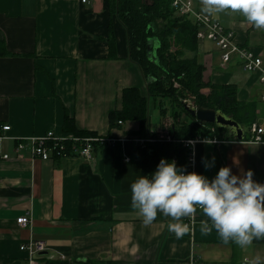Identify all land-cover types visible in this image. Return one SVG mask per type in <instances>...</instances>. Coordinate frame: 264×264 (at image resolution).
<instances>
[{
  "label": "crops",
  "instance_id": "0c3cea01",
  "mask_svg": "<svg viewBox=\"0 0 264 264\" xmlns=\"http://www.w3.org/2000/svg\"><path fill=\"white\" fill-rule=\"evenodd\" d=\"M191 1L192 11L204 16L200 0ZM211 19L233 30L237 45L259 52L262 33L242 17ZM210 42L214 46L205 50L199 43L198 53L186 57H197L204 66L205 83L236 86L238 100L256 104L257 120L263 121L264 88L257 76L245 72L235 56L224 68L220 48ZM151 79L131 60L128 30L112 13L110 0H0V135L9 137L0 140V264H27L20 247L31 239L48 246L41 264H244L264 256V243L241 249L223 244L214 230L203 232L207 218L201 211L191 231L177 239L168 231L170 218L158 213L145 226L132 209L131 184L142 175L140 151L156 145L140 148L132 139L165 127L174 136L179 108L170 113L165 108L164 115L160 104L158 123L152 124L149 114L145 132L138 121L112 128L110 115L122 110L125 89L148 97ZM180 118L190 121L184 114ZM67 121L116 142L96 146L89 161L76 155L34 157L26 140L50 131L74 135L66 132ZM215 127L197 136L215 143L196 144L195 172L211 180L228 166L236 175L252 170L253 179L264 183V144L249 142V128L242 126L245 139L238 141L227 129L218 138ZM19 142L26 148L19 150ZM213 158V166L205 168ZM26 216L31 224L22 228L17 220Z\"/></svg>",
  "mask_w": 264,
  "mask_h": 264
},
{
  "label": "trees",
  "instance_id": "16d2710c",
  "mask_svg": "<svg viewBox=\"0 0 264 264\" xmlns=\"http://www.w3.org/2000/svg\"><path fill=\"white\" fill-rule=\"evenodd\" d=\"M174 0H110V8L128 30L131 48V60L138 64L144 77H154L155 81L148 86V97L141 95L137 88L125 89L122 96L123 108L110 115V126L119 122L138 121L141 131L145 132L150 122L148 99L157 97L168 99L174 113L172 128L173 137L177 140L195 139L202 136L204 130L215 127L212 124H201L191 118L183 109L182 101L190 100L195 106L220 111L234 119L245 128L257 120L256 104L243 103L237 98V87L234 85H215L204 82L205 68L197 57L187 58L186 54H197L199 42L198 25L191 16L181 15L173 7ZM157 39V62H151L147 55L149 40ZM178 83V87H175ZM208 90V92H203ZM164 101V100H163ZM161 101V112L165 115L164 102ZM184 114L190 121L182 122ZM66 132L77 137H95L96 133L78 131L72 121H67ZM227 135L224 129L215 127V135ZM98 146V144H95ZM175 161L178 167L185 168L187 150L181 144L158 143L150 150H142L139 159L142 175L151 176L160 160ZM264 243V240L255 241Z\"/></svg>",
  "mask_w": 264,
  "mask_h": 264
},
{
  "label": "clouds",
  "instance_id": "9594fccd",
  "mask_svg": "<svg viewBox=\"0 0 264 264\" xmlns=\"http://www.w3.org/2000/svg\"><path fill=\"white\" fill-rule=\"evenodd\" d=\"M200 5L206 17L238 15L264 31V0H200ZM188 143L194 147L195 141ZM213 164L214 158L204 166ZM253 175L252 170L236 175L230 167L222 166L209 180L162 158L150 177L141 175L131 184V207L145 226L151 225L158 213L170 218L167 228L177 239L190 231L185 218L190 219L199 209L207 218L202 221L203 232L214 230L223 244L250 248L254 241L264 240V183L256 182ZM244 264H264V256H251Z\"/></svg>",
  "mask_w": 264,
  "mask_h": 264
},
{
  "label": "built area",
  "instance_id": "2783aa9c",
  "mask_svg": "<svg viewBox=\"0 0 264 264\" xmlns=\"http://www.w3.org/2000/svg\"><path fill=\"white\" fill-rule=\"evenodd\" d=\"M94 0H82L83 4L89 3ZM173 7L181 15L193 16L195 19L199 31L197 33L198 39H207L214 42L221 51V60L223 67H227L235 56L237 61L242 64L245 72L256 75L260 85L264 88V31L259 30L262 33L261 44L259 52L255 49L240 47L235 42V33L233 30L227 29L222 26L218 21L199 15L192 11L191 0H174ZM178 83H175V87H178ZM261 102L264 104V89L261 94ZM119 124H122L119 122ZM3 131H10V126H3ZM251 139L249 142L255 144H264V120L255 121L250 126ZM9 138L6 135H0V140ZM133 142L140 148H147L148 145L157 143H174L181 144L184 148L188 149L187 163L185 170L187 172L195 171L196 169V154L195 146L198 143L214 142L206 138L197 137L193 140H177L175 139L167 127L158 129L151 132L147 138L134 137ZM31 145L32 154L34 157H38L43 161H49L52 157L65 158L69 156H80L86 160H92L95 144L106 145L114 144L116 139L107 137H77L74 135L58 136L54 132H48L44 136L29 138L26 140ZM189 141H195L194 147L190 145ZM19 150L25 149V143L19 142L17 145ZM5 160H9V156H3ZM129 161L130 159H126ZM201 211L197 209V212L189 219L185 218L184 222L190 226V231L197 221V213ZM20 227L26 228L31 224V217H21L17 220ZM20 250L25 252L27 257V264H41L43 254L48 251L47 244L42 240H29L24 243ZM41 259V260H40ZM63 259L65 257L63 256Z\"/></svg>",
  "mask_w": 264,
  "mask_h": 264
},
{
  "label": "water",
  "instance_id": "95a60500",
  "mask_svg": "<svg viewBox=\"0 0 264 264\" xmlns=\"http://www.w3.org/2000/svg\"><path fill=\"white\" fill-rule=\"evenodd\" d=\"M153 43L154 51H152ZM148 46V56L150 60L157 61L156 59V49L159 48L157 40H149ZM153 82V79L149 81V84ZM183 109L194 119L201 123L213 124L221 129H227L238 141H243L245 139L244 128L236 122L234 119L227 117L220 111L205 109L196 107L189 100H184L181 102ZM43 255H46L44 253Z\"/></svg>",
  "mask_w": 264,
  "mask_h": 264
},
{
  "label": "rangeland",
  "instance_id": "374dc122",
  "mask_svg": "<svg viewBox=\"0 0 264 264\" xmlns=\"http://www.w3.org/2000/svg\"><path fill=\"white\" fill-rule=\"evenodd\" d=\"M199 43H200V47L201 48L203 47V49H205V50H206L207 47H210L211 45L214 46V44H211V42L208 41L207 39H203V40L199 41ZM187 56L191 57V53H188ZM163 100L156 99V98L150 99V105L151 106H149V114L151 116V123L152 124H157L158 123V118L161 117L160 116V107H159L161 101L164 102V106H165V108L168 109L169 113L173 111V108L171 107L172 103L168 99H163Z\"/></svg>",
  "mask_w": 264,
  "mask_h": 264
}]
</instances>
